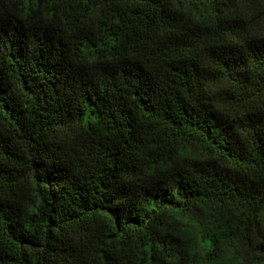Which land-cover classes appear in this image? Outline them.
Segmentation results:
<instances>
[{
	"label": "trees",
	"instance_id": "1",
	"mask_svg": "<svg viewBox=\"0 0 264 264\" xmlns=\"http://www.w3.org/2000/svg\"><path fill=\"white\" fill-rule=\"evenodd\" d=\"M0 264H264V0H0Z\"/></svg>",
	"mask_w": 264,
	"mask_h": 264
}]
</instances>
